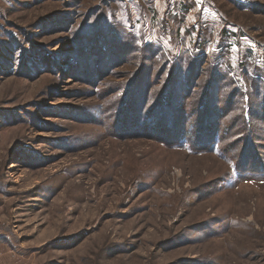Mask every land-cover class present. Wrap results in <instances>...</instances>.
<instances>
[{"label": "rangeland", "instance_id": "1", "mask_svg": "<svg viewBox=\"0 0 264 264\" xmlns=\"http://www.w3.org/2000/svg\"><path fill=\"white\" fill-rule=\"evenodd\" d=\"M0 264H264V0H0Z\"/></svg>", "mask_w": 264, "mask_h": 264}, {"label": "trees", "instance_id": "2", "mask_svg": "<svg viewBox=\"0 0 264 264\" xmlns=\"http://www.w3.org/2000/svg\"><path fill=\"white\" fill-rule=\"evenodd\" d=\"M253 107H255V104L253 105Z\"/></svg>", "mask_w": 264, "mask_h": 264}]
</instances>
